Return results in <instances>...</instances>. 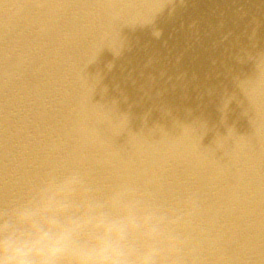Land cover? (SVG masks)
<instances>
[{"label": "bare ground", "instance_id": "obj_1", "mask_svg": "<svg viewBox=\"0 0 264 264\" xmlns=\"http://www.w3.org/2000/svg\"><path fill=\"white\" fill-rule=\"evenodd\" d=\"M70 174L161 264H264V0H0V217Z\"/></svg>", "mask_w": 264, "mask_h": 264}, {"label": "clouds", "instance_id": "obj_2", "mask_svg": "<svg viewBox=\"0 0 264 264\" xmlns=\"http://www.w3.org/2000/svg\"><path fill=\"white\" fill-rule=\"evenodd\" d=\"M83 180L48 181L0 217V264H161L171 237L155 209L117 194L77 198Z\"/></svg>", "mask_w": 264, "mask_h": 264}]
</instances>
